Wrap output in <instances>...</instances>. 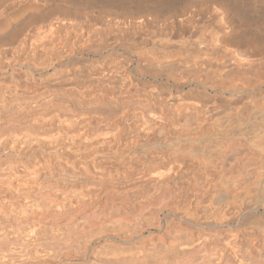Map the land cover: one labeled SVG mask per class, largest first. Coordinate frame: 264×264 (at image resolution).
I'll list each match as a JSON object with an SVG mask.
<instances>
[{"label": "bare ground", "instance_id": "bare-ground-1", "mask_svg": "<svg viewBox=\"0 0 264 264\" xmlns=\"http://www.w3.org/2000/svg\"><path fill=\"white\" fill-rule=\"evenodd\" d=\"M43 4L0 0L1 28L32 25L0 73V264L77 239L96 247L59 264H264V58L226 48L222 26L152 25L146 7L40 22ZM60 83L77 89H47ZM221 114L224 145L193 154Z\"/></svg>", "mask_w": 264, "mask_h": 264}, {"label": "rangeland", "instance_id": "rangeland-1", "mask_svg": "<svg viewBox=\"0 0 264 264\" xmlns=\"http://www.w3.org/2000/svg\"><path fill=\"white\" fill-rule=\"evenodd\" d=\"M74 1V2H73ZM81 1H83V2H81ZM94 0H91V1H89V0H79L78 2H77V0H43V5H42V8H41V12H42V14L44 13V14H47V15H45L44 16V19H42L41 20V17H40V22L41 21H49L50 20V17H52V18H54V16L56 17V16H58V11L56 10V9H59V10H61L60 9V7L62 8V9H64L65 7V9H68V14H72V13H74L75 11H76V13L78 14V15H83V13H84V15H88L89 16V18L90 19H93L92 18V16H95V17H97L96 16V14H98V15H102L103 14V12H107V11H111V10H115V9H122V10H128V11H132V12H136L137 11V9H146V8H148L149 9V14L148 15H152V17L154 18V19H152V17H151V21H152V23H153V20H154V23L152 24V25H154V24H157V25H159V24H163V23H165V24H168V25H172V26H174L176 29H180L179 30V33H183V35H185L184 33H186V30L187 29H190V28H192V26L193 27H196V25L198 26V27H202V34L204 33L206 36H207V32H205V31H207L208 29H211V28H213V27H210V26H222L223 28H225V31H226V48H228V49H230V48H240L241 50L243 49L244 51L247 49V50H249V51H247L248 52V54L250 55L251 54V57H253V58H261V57H263L264 58V1L263 0H225V1H227V3L228 4H226L225 3V1H224V3H223V0H173L172 2H171V0L170 1H168V0H140V3H139V1H137V2H135L136 3V5L137 6H135V3L134 4H121V3H119V2H116V1H112V0H103V2H101L102 0H98V2L95 0V2H93ZM144 1V2H143ZM196 1V2H195ZM197 1H198V3H197ZM206 1V2H205ZM232 1V2H231ZM71 2V3H70ZM77 2V3H76ZM98 4H97V3ZM106 2V3H105ZM116 2V4H114ZM149 2V3H148ZM168 2V3H167ZM178 2H180V3H177ZM201 2V3H200ZM209 2V3H208ZM222 2V3H221ZM230 2V3H229ZM239 2V3H238ZM253 3V5H252V3ZM257 2V3H256ZM259 2L262 4V6H263V8H262V6H261V4L259 5ZM74 3H76V4H74ZM99 3H101V4H99ZM103 3V4H102ZM171 3H173V4H171ZM176 3V4H175ZM208 3V4H207ZM245 3H247V4H245ZM251 3V4H250ZM59 4V5H58ZM61 4V5H60ZM63 4V5H62ZM70 4V5H69ZM82 4V5H81ZM84 4V5H83ZM95 4V5H94ZM155 4H156V6H155ZM163 4V5H162ZM168 4H169V6H168ZM212 4V5H211ZM216 4H218V5H216ZM234 4V5H233ZM259 5V6H256V5ZM59 6V7H57V6ZM90 5V6H89ZM91 5H93V6H91ZM120 5V7L118 8V6ZM122 5V6H121ZM167 5V6H166ZM199 5L201 6V7H199ZM220 5V6H219ZM224 5V6H223ZM228 7H227V6ZM237 5V6H236ZM240 5V7H238ZM247 5H249V6H247ZM53 6V7H52ZM107 6V7H106ZM112 6V7H111ZM124 6V7H123ZM161 6V7H160ZM193 6V7H192ZM218 8H217V7ZM64 7V8H63ZM68 7V8H67ZM90 7H92V8H90ZM98 9H97V8ZM116 7V8H115ZM146 7V8H145ZM157 7V8H156ZM167 7L169 8V9H167ZM171 7V8H170ZM215 7V8H214ZM230 7V8H229ZM248 7H249V9H248ZM259 7V9H257ZM52 10H51V9ZM86 8H88V9H86ZM126 8V9H125ZM130 8V9H129ZM221 8V9H220ZM232 8V9H231ZM233 8H235L236 10H234ZM239 8H241V9H239ZM260 8H262L261 10H260ZM74 9H76V10H74ZM81 9H84L83 10V12L81 11ZM102 9H104V10H102ZM111 9V10H110ZM157 9V10H156ZM162 9V10H161ZM173 9V10H172ZM225 9H228V10H225ZM230 9H231V11H230ZM239 9V10H238ZM245 11L244 12V14H246L245 16H247V17H245L244 15H243V10ZM251 9H253V11L256 13H250L249 11H251L252 12V10ZM0 10H1V12H0V15H2V11L4 10V8L2 9V7L0 8ZM12 12H14L13 11V9H10ZM10 10L8 11L9 13H11L10 12ZM79 10V11H78ZM101 10V11H100ZM219 10H221L220 11V13L218 12ZM238 10V11H237ZM240 10H242V11H240ZM249 10V11H248ZM54 12V13H49V12ZM87 11L89 12V14H87ZM94 11V12H93ZM152 11V12H151ZM154 11V12H153ZM156 11V12H155ZM161 11V12H160ZM164 11V12H163ZM234 11V12H233ZM246 11H248V13L246 12ZM4 12V11H3ZM86 12V13H85ZM100 12H102V13H100ZM213 12V13H212ZM236 12V13H235ZM239 12H242V13H239ZM260 12H261V15H258V14H260ZM40 13V12H39ZM81 13V14H80ZM96 13V14H95ZM163 13V14H162ZM222 13H224L225 15H227V17H228V19H225L224 20V18H223V14ZM161 14H162V16H161ZM4 15V14H3ZM157 15V16H156ZM191 15V16H190ZM215 15V16H214ZM222 17H221V16ZM236 15H238V16H236ZM103 16H104V14H103ZM253 16H255L254 18H253ZM260 16V17H259ZM183 19H182V18ZM188 19V21H187V19ZM189 17V18H188ZM191 17V18H190ZM197 17V18H196ZM219 17V18H218ZM237 17V18H236ZM240 17V18H239ZM243 17V18H242ZM245 17V18H244ZM257 17V18H256ZM1 18L2 17H0V65H3V66H0V73H1V71H2V68H6L5 66H4V64L5 63H8V62H10V59H9V52H7V50H9L10 51V48H12L11 46H16V43L17 42H19V40H21L22 38H24L26 35H28L29 34V30H30V28L32 27V25H28L29 23V19L28 18H26V15H22V17L21 18H19V19H17L15 22H12L13 20H6L5 19V21H7V23L8 24H10V26H8V27H6V28H1V23L2 22H4V21H2L1 20ZM24 18V19H23ZM43 18V17H42ZM221 18H223L222 19V21H221ZM253 18V19H252ZM164 19L166 20V21H164ZM179 19V20H178ZM196 19V20H195ZM212 19V20H211ZM219 19V20H218ZM23 20H25L24 22H23ZM158 20V21H157ZM215 20H217L216 21V23H219L218 25H216L215 24ZM228 20V21H227ZM28 21V22H27ZM32 23H33V25L34 24H36L35 22L36 21H38L39 22V20H36V21H34L33 19H32ZM156 21V22H155ZM159 21H161V23H159ZM169 21V22H168ZM23 22V23H22ZM27 22V23H26ZM37 22V23H38ZM163 22V23H162ZM167 22V23H166ZM182 22V23H181ZM183 22H185L184 24H183ZM220 22H221V24H220ZM25 23V24H24ZM200 23V24H199ZM222 23H224V25L222 24ZM11 24H12V26H11ZM21 24H22V27H21ZM164 24V25H165ZM14 25H16V26H14ZM19 27H18V26ZM182 25V26H181ZM185 25V26H184ZM195 25V26H194ZM202 25V26H201ZM24 26V27H23ZM18 27V28H17ZM22 28V31H23V33H22V31H21V28ZM184 27V28H183ZM190 27V28H189ZM210 27V28H209ZM14 28H17V30L16 29H14ZM25 28V29H24ZM27 28H29V29H27ZM207 29V30H206ZM228 29V30H227ZM253 29V30H252ZM14 30V31H13ZM16 30V31H15ZM237 31V32H236ZM250 31H252V32H250ZM255 31V32H254ZM257 31V32H256ZM10 34H9V33ZM11 32L14 34H11ZM18 32H20L19 33V36L20 35H22V34H24L23 36H21L20 38L17 36L18 35ZM248 32V33H247ZM250 32V33H249ZM254 32V33H253ZM16 33V34H15ZM181 33V34H182ZM229 33V34H228ZM245 33V34H244ZM256 33V34H255ZM258 33V34H257ZM8 34V35H7ZM204 34H203V36H204ZM247 34V35H246ZM253 34V35H252ZM261 34V35H260ZM263 34V35H262ZM15 36H17L16 38H15ZM249 36V37H248ZM5 37V38H4ZM11 38L12 39V41L11 40H8L9 38ZM14 37V38H13ZM236 37V38H235ZM4 38V39H3ZM8 38V39H7ZM263 39V40H262ZM18 40V41H17ZM230 40V41H229ZM243 40V41H242ZM261 40H262V42H261ZM15 41H17V42H15ZM10 43H11V45H10ZM13 43V44H12ZM14 43H15V45H14ZM244 44V45H243ZM228 45H231V46H228ZM243 45V46H242ZM255 45V46H254ZM5 48H3V47ZM9 46V47H8ZM228 46V47H227ZM239 46H241V47H239ZM248 47V48H247ZM262 47V48H261ZM225 47H224V49H226ZM251 50H250V49ZM256 48V49H255ZM253 49V50H252ZM6 50V51H5ZM5 52V55H4V52ZM3 52V53H2ZM7 52V53H6ZM261 52V53H260ZM263 52V53H262ZM8 56H7V55ZM256 54V55H255ZM258 54V55H257ZM1 55H3V56H1ZM253 55H255V56H253ZM6 56V57H5ZM7 57H8V59H7ZM6 62H5V61ZM131 68V69H130ZM130 68H129V71H131V73L132 72H134L136 69H133V68H135V66L133 65V66H130ZM133 70V71H132ZM136 72V71H135ZM20 77L22 76L21 75V73L20 74H18ZM34 76V75H33ZM9 78H6V79H3V80H7L6 81V84L4 83L5 81H1L0 82V85H2V86H0L1 87V89H4V90H6L5 92H7L8 91V89H9V86H10V83H8V80ZM3 83V84H2ZM8 84V85H7ZM42 85H44V84H42ZM41 85V86H42ZM41 86H38V88H41ZM71 86V87H70ZM70 86H68V85H66L65 83H60L59 85H58V88H57V86H55V87H49V88H47V89H49L50 91L49 92H58V91H61V90H67V87H69V88H73L74 87V89L76 88L77 89V86L74 84V86L73 85H70ZM73 86V87H72ZM76 86V87H75ZM7 87H8V89H7ZM46 86L44 85V87L42 86V88L43 89H46L45 88ZM48 87V86H47ZM66 88V89H65ZM59 89V90H58ZM10 90V89H9ZM52 90V91H51ZM80 90V89H79ZM81 91V90H80ZM2 92H3V90H2ZM4 92V93H5ZM6 94V93H5ZM8 96V95H7ZM5 104V103H4ZM5 110L6 109H4V110H0V113H3V112H5ZM7 116H8V114H6ZM5 115V116H6ZM225 114H221V115H219L216 119H215V121L214 122H216L217 123V125L219 124V126H220V128H219V126L218 127H216L217 125H215V127H216V129L214 130V132L212 133V132H209V133H211L212 135L210 136V134H208V133H205V134H208V135H205L204 136V133L199 137V142H197L196 144H194L192 147H191V151L193 152V154L195 153V154H204V155H206V156H213L214 154L212 153V148H213V146H215V145H219V146H223L224 145V143L223 142H221V140L222 139H220V140H217V142H216V140H215V136H218L219 135V133L220 134H224L222 131H224V130H222V129H224L225 128V125L227 124L226 122H227V117L226 116H224ZM3 117V116H2ZM4 119V121H6L5 120V117H3ZM6 118H8V117H6ZM221 118V119H220ZM218 119V120H217ZM221 121H220V120ZM227 119V120H226ZM226 121V122H225ZM2 122H0V124H1ZM216 123H214V124H216ZM226 123V124H225ZM222 125V126H221ZM223 125H224V128H223ZM227 127V126H226ZM2 128H4V127H2ZM1 132V131H0ZM1 134V133H0ZM205 137V138H204ZM214 140V141H213ZM213 141V142H212ZM223 141V140H222ZM209 142V143H208ZM215 142V143H214ZM220 142V143H219ZM208 144V145H207ZM215 144V145H214ZM222 144V145H221ZM254 144L256 145V146H258L261 150H262V148H263V151H264V141L263 140H257V141H255L254 142ZM263 144V145H262ZM206 145V146H205ZM213 145V146H212ZM202 146V147H201ZM209 146V147H208ZM185 147H188V146H185ZM203 148V149H202ZM205 148V149H204ZM205 150V151H204ZM208 150V151H207ZM198 152V153H197ZM227 178V179H226ZM229 179H232V177L231 176H224V177H221L220 179H219V182H221L222 184H225V183H230L231 182V180H229ZM4 197H3V194H1V192H0V200L1 199H3ZM51 213H52V211H51ZM63 218H61L60 219V223L61 224H63V223H65V221H63L62 220ZM78 240V239H77ZM77 240H76V243H75V241H74V243L72 242V246L71 247H69L70 249H71V251L69 250V252H68V250L67 249H69V248H67L66 250H67V252H66V250L64 251V247H63V245H61V243L60 244H58V243H55V244H53V245H51V246H53V247H51V248H44V247H46L45 245H41L42 247H43V251L41 250V248L42 247H40L39 248V251L41 252V254L43 255L44 253L43 252H45V257L46 258H49V260L52 262H50L49 260H46L45 261V259L46 258H44V259H42V261L40 262V264H56L57 262V264H59L65 257L67 258L68 256H70V255H73V253H72V251L74 250V248H77V249H79L80 248V250L82 249L83 250V253L85 254V255H88L89 253H91L93 250H94V248L96 247V243L94 242H91V243H88V244H85L84 245V243H83V239H79L80 241H82V245L80 244L79 245V243H80V241H79V243H77ZM74 244H76L78 247H76V245H74ZM92 247V248H91ZM73 248V249H72ZM91 248V249H90ZM47 249V250H46ZM50 249V250H49ZM54 251L55 250V252H52V253H55L56 255L58 254L59 256H60V258L57 256V257H55L54 256V258H52L53 260H51V257L53 256V254L51 255V251L52 250ZM50 252H49V251ZM81 250V251H82ZM85 250V251H84ZM74 251H76V250H74ZM73 251V252H74ZM49 252V254H47ZM57 252V253H56ZM66 252V253H65ZM67 253L68 254H70V255H67ZM75 254V253H74ZM47 255V256H46ZM62 257V258H61ZM64 257V258H63ZM57 259H59V261H57ZM43 261H45V262H43ZM48 261H49V263H48ZM55 261H56V263H55ZM47 262V263H46Z\"/></svg>", "mask_w": 264, "mask_h": 264}]
</instances>
